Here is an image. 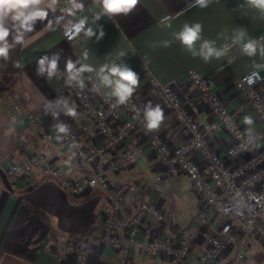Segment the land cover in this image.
<instances>
[{
	"label": "crops",
	"instance_id": "crops-1",
	"mask_svg": "<svg viewBox=\"0 0 264 264\" xmlns=\"http://www.w3.org/2000/svg\"><path fill=\"white\" fill-rule=\"evenodd\" d=\"M77 2L83 5L82 9H73L71 14L67 11L72 8L69 0H55L54 4L52 0H42L40 7L48 15L59 12L68 20L87 17L88 26L93 27L97 35L102 28L103 38L97 40L96 36L88 38L84 35L75 44L67 43L49 24L47 16L36 21L23 42L10 49L7 59L0 58V264H56L58 261L59 264H73L74 256L64 254V246L81 247L90 239H97L98 244L88 252L86 264H168L169 257L163 252L151 254L146 249V242L161 238L176 246L177 232L194 228L198 233L190 254L179 264H225L234 257L238 238H234L231 247L221 257L204 259L210 245L203 233L210 229L219 230L223 219L213 216L211 224L204 225V220L212 215L211 208L193 191L184 174H168L167 168L147 150L137 132L127 134L119 146L95 163L79 168L75 156L61 138L57 139L59 135L51 120L40 113V108L51 102L58 109L56 97L66 94L71 108L82 118L86 128H78L75 121L61 113L76 142L84 148L104 144L105 139L100 133L89 130V116L69 91L75 81L67 80L66 62L71 59L78 67L88 64L96 70L105 64L123 62L139 76V85L132 96L139 102L142 112L149 103L162 108L164 119L158 129L151 131L167 144L172 153H176L185 144L186 137L149 86L145 72L169 86L178 100L187 105L199 101L197 91L187 77L188 71L195 69L209 80L222 105L233 114L243 130L264 133V124L234 86L237 78L256 71L262 78L260 90L264 93V68L256 67L264 65V56L259 51L253 57L244 55L241 45L236 44L220 58L213 57L205 62L200 56L193 57L173 35L185 23H200L203 26L202 40L215 41L217 48L231 45V38L239 30L245 31V40L257 39L264 44V13L248 6L245 0H212L206 8L193 6L194 0H139L130 14L113 19L103 16L93 21V14L100 11L95 0ZM164 16L172 17L171 27L161 24ZM4 23L10 30L9 42L13 43L16 22L9 16ZM164 41H169L170 46L165 47ZM201 42H197V49ZM53 53L60 54L57 75L51 79L46 73L38 76L37 60ZM81 79L82 87L90 94H93L92 82L102 92H108L100 85L96 71L83 73ZM94 102L100 106L95 97ZM245 117H251L253 123L246 124ZM125 119L123 114L119 120L110 123L118 129ZM195 121L201 129L213 122L206 104L199 103ZM43 133L50 134L52 140L47 141ZM206 142L221 156L227 168H234L242 160L225 158L224 153L233 141L224 131L216 130ZM134 149H141L143 153L133 167L119 172L108 170L112 157ZM33 153L44 154L52 166L74 179L104 172L108 185L105 189L91 188L71 195L38 168L24 178L11 181L8 178L11 167L24 163ZM191 158L202 164L198 153H192ZM123 185L134 186L137 196L123 193L119 207L115 209L112 195ZM210 186L214 188L212 183ZM144 203L156 206L163 213V220L157 221L154 215L143 211L141 205ZM104 216L110 218L115 228L110 236L104 227ZM135 220L139 227L135 244L126 247L127 231ZM147 229L149 235L145 233ZM108 237L121 247H112ZM246 252L242 264H264V245L258 239L250 238Z\"/></svg>",
	"mask_w": 264,
	"mask_h": 264
},
{
	"label": "built area",
	"instance_id": "built-area-1",
	"mask_svg": "<svg viewBox=\"0 0 264 264\" xmlns=\"http://www.w3.org/2000/svg\"><path fill=\"white\" fill-rule=\"evenodd\" d=\"M48 19L55 32L67 43L75 44L84 36L83 31L71 39L65 35L71 27L69 21L75 23L78 20H68L59 12H50ZM253 73L258 72L252 71L237 78L234 86L264 124V93L260 90L262 78L259 73L258 77ZM145 74L148 76L149 86L155 91L160 103L169 111L186 137L185 144L176 153H172L162 139L145 128L142 108L133 96L125 104H120L115 97H110L107 93L102 92L93 82V94L86 92L77 82L70 86L69 91L79 103L80 108L89 116L91 120L89 130L100 133L105 139L104 144L84 148L76 142L70 131L67 134L57 132L56 125L65 124L61 117V113H65V102L68 107H71L66 94L56 97L55 102L58 109L53 103L47 102L41 106L40 113L49 117L62 143L75 156L79 168L95 163L100 157L119 146L127 134L137 132L145 142L147 150L167 168L168 174L170 176L184 174L189 179L193 191L211 208L212 215L204 220V225L209 226L213 216L223 219L219 230L210 229L203 233L205 240L210 245L204 259L211 260L221 257L237 237L239 240L238 249L234 257L227 260L225 264H242L246 257L251 235H254L264 245V133L243 130L233 114L222 105L209 80L195 69H190L187 77L195 87L199 101L189 102L187 105L178 100L169 86L161 84L149 72H145ZM249 78H251V83ZM94 97L99 100V107L95 104ZM199 103H204L209 107L213 118V122L208 124L205 129H201L195 121ZM123 114L126 115V119L118 129L113 128L110 122L119 120ZM67 116L76 122L78 128L86 129L78 113L75 117ZM216 130L224 131L233 141L232 146L227 148L224 153L225 158L230 161L242 158L238 165L232 169L227 168L221 156L213 152L207 145V138L213 136ZM42 135L47 141L52 140L50 134L43 133ZM250 150L254 151L243 157ZM142 153L141 149L123 151L109 160L107 168L113 172L127 170L138 162ZM192 153H198L202 164L191 158ZM34 168H38L43 175L54 179L71 195H77L91 188L105 189L108 185L104 172L74 179L69 174L52 166L42 153H33L24 163L13 165L8 172V178L11 181L24 178ZM210 183L215 189L210 186ZM125 192L137 196V189L132 185H123L117 188L112 195L115 209H118L120 196ZM141 208L154 215L157 221L163 220V213L156 206L144 203ZM105 217L104 227L110 236L114 233L115 228L110 218ZM138 232L139 227L135 220L128 228L124 246L134 245ZM145 233L149 235L150 230L147 229ZM197 233L196 228L179 230L176 246L165 239H150L146 242V249L151 254L165 253L169 257L168 264H179L181 260L189 256L192 242ZM219 237L222 240H219ZM108 241L114 248L121 247L110 237H108ZM97 244V239H90L81 247L66 244L63 252L74 256L73 264H86L88 252Z\"/></svg>",
	"mask_w": 264,
	"mask_h": 264
},
{
	"label": "clouds",
	"instance_id": "clouds-1",
	"mask_svg": "<svg viewBox=\"0 0 264 264\" xmlns=\"http://www.w3.org/2000/svg\"><path fill=\"white\" fill-rule=\"evenodd\" d=\"M72 5L71 9H67L69 14L73 9H82L83 5L78 3L77 0H69ZM100 11L93 14V21L100 20L101 17L107 16L113 19L115 16L130 14L139 3V0H95ZM212 0H194L193 6L206 8ZM42 0H0V58L7 59L9 51L16 44L23 42L25 34L31 32L37 20H43L48 16V12L41 8ZM55 3V0H52ZM245 3L251 8L259 10L264 13V0H245ZM244 5H239L243 7ZM11 17L16 22L15 35L12 37L13 43L9 42L10 30L5 26V19ZM171 16H164L161 18V24L166 27H171ZM51 22H49L50 24ZM71 27L66 31L65 35L73 38L79 35L82 31L88 38L96 36L99 40L105 35L102 28L99 30V35L96 34L93 27L88 24V18L84 17L79 19L78 22L72 23L69 21ZM203 26L200 23L183 25V28L174 33V38L183 45L193 57L200 56L205 62L211 58H220L225 55L232 45L240 44L241 51L244 55L249 57L256 56L258 51L260 55L264 56V44L257 39L245 40L246 33L243 30L237 31L231 38L232 44L225 45L223 48H217L215 41L202 40ZM198 41H202L197 49ZM165 47L170 46L169 41L163 42ZM60 60L59 53H53L51 56L44 55L37 60V75L43 76L47 74V78L51 79L58 73V63ZM258 68H264V65H256ZM66 73L68 82L75 81L78 84L83 83L81 77L85 72L96 71L100 85L108 90L107 95L115 97L116 101L120 104H125L132 97L133 93L139 85L138 74L125 63H112L102 65L99 70L94 69L88 64H80L68 59L66 62ZM258 77V73H253ZM251 83V78H249ZM65 114L75 117L77 115L74 108L68 107L65 102ZM164 119V113L160 105L153 106L151 103L145 105L143 109V120L145 128L149 131L158 129ZM246 124H252L251 117H245ZM56 130L60 134H67L69 128L63 123L56 125ZM60 136H57L59 139Z\"/></svg>",
	"mask_w": 264,
	"mask_h": 264
},
{
	"label": "rangeland",
	"instance_id": "rangeland-1",
	"mask_svg": "<svg viewBox=\"0 0 264 264\" xmlns=\"http://www.w3.org/2000/svg\"><path fill=\"white\" fill-rule=\"evenodd\" d=\"M237 165H238V163H237ZM237 165H235V166H237ZM251 237H254V238H256L254 235H251ZM65 247V246H64ZM231 247V246H230ZM229 247V248H230ZM248 249V248H247ZM247 251V250H246ZM64 253V252H63ZM247 253V252H246ZM64 254H68V253H64ZM246 258V257H245ZM245 260V259H244Z\"/></svg>",
	"mask_w": 264,
	"mask_h": 264
}]
</instances>
